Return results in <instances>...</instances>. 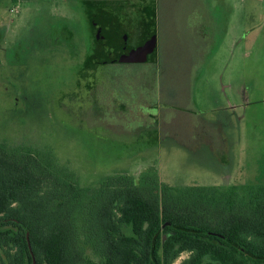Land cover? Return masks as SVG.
Wrapping results in <instances>:
<instances>
[{"label":"rangeland","instance_id":"obj_1","mask_svg":"<svg viewBox=\"0 0 264 264\" xmlns=\"http://www.w3.org/2000/svg\"><path fill=\"white\" fill-rule=\"evenodd\" d=\"M156 3L155 61L83 79L85 0H0V140L50 150L87 195L149 167L174 187L264 182V0Z\"/></svg>","mask_w":264,"mask_h":264},{"label":"trees","instance_id":"obj_2","mask_svg":"<svg viewBox=\"0 0 264 264\" xmlns=\"http://www.w3.org/2000/svg\"><path fill=\"white\" fill-rule=\"evenodd\" d=\"M101 181L87 195L50 150L0 140V264H264V182L174 187L153 167Z\"/></svg>","mask_w":264,"mask_h":264},{"label":"flooded vegetation","instance_id":"obj_3","mask_svg":"<svg viewBox=\"0 0 264 264\" xmlns=\"http://www.w3.org/2000/svg\"><path fill=\"white\" fill-rule=\"evenodd\" d=\"M85 8L84 16L82 14L81 16L85 18L91 31L94 51L84 55L83 69L79 73V77L83 79L91 77L95 64L105 65L109 60L121 63L141 62L133 59L143 58L144 44L151 41L154 36L152 32H147L148 27L155 28V23H152L154 18L150 22L136 13L134 17L137 19H133L131 17L133 9H130L131 13L119 11L120 14L110 17L107 15V11L102 10L97 3L93 4L87 0H85ZM138 32H140L139 39L135 43H131L135 33ZM73 68L77 69V66L75 65Z\"/></svg>","mask_w":264,"mask_h":264},{"label":"crops","instance_id":"obj_4","mask_svg":"<svg viewBox=\"0 0 264 264\" xmlns=\"http://www.w3.org/2000/svg\"><path fill=\"white\" fill-rule=\"evenodd\" d=\"M92 2L93 4L97 3L99 7L102 8V10L107 11L108 16H114L115 14H120L119 11H121L123 8H126L128 6L132 7L131 9L136 10L139 16L149 20L150 22L153 21L156 8L158 3H156V0H136L132 3H128L132 0H87ZM126 6V7H125ZM154 22V21H153ZM230 30H225L226 33H228ZM218 32H224V30L218 31ZM234 41H237V37H235ZM120 61V60H118ZM121 63V62H115L113 60L106 61V63Z\"/></svg>","mask_w":264,"mask_h":264},{"label":"water","instance_id":"obj_5","mask_svg":"<svg viewBox=\"0 0 264 264\" xmlns=\"http://www.w3.org/2000/svg\"><path fill=\"white\" fill-rule=\"evenodd\" d=\"M155 46H156V35H154L152 37L151 41H148L147 44H144V47L143 48L145 50V54H144L143 58H141V59H138L137 58V60L136 59H133V60L134 61H143V60L147 59L149 53H151L153 51V49H154ZM130 61H132V59H130ZM29 233H30L29 230H27V238H28V240H29ZM34 264H35V261H34Z\"/></svg>","mask_w":264,"mask_h":264},{"label":"built area","instance_id":"obj_6","mask_svg":"<svg viewBox=\"0 0 264 264\" xmlns=\"http://www.w3.org/2000/svg\"><path fill=\"white\" fill-rule=\"evenodd\" d=\"M11 11H14L13 9Z\"/></svg>","mask_w":264,"mask_h":264}]
</instances>
